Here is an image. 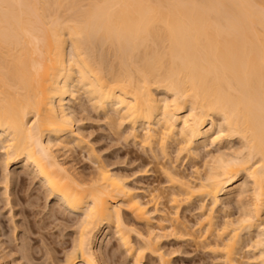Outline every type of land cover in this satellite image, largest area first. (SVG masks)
<instances>
[{
  "label": "bare ground",
  "instance_id": "bare-ground-1",
  "mask_svg": "<svg viewBox=\"0 0 264 264\" xmlns=\"http://www.w3.org/2000/svg\"><path fill=\"white\" fill-rule=\"evenodd\" d=\"M79 89L152 160L175 153L172 166L156 162L173 217L99 160L87 174L67 160L86 141ZM200 147H217L202 170ZM0 150L6 194L23 164L77 214L72 246L51 264H109L110 235L132 264H172L167 236L199 237L220 264H264V0H0ZM181 159L195 166L189 177ZM193 207L200 217L187 225Z\"/></svg>",
  "mask_w": 264,
  "mask_h": 264
},
{
  "label": "rangeland",
  "instance_id": "rangeland-1",
  "mask_svg": "<svg viewBox=\"0 0 264 264\" xmlns=\"http://www.w3.org/2000/svg\"><path fill=\"white\" fill-rule=\"evenodd\" d=\"M78 95L79 98L75 104L73 103L74 105L72 108L77 118L80 120L78 122L79 124L77 123L78 131H81V134L84 133L86 138L88 136V139L84 137L87 143H81L82 145L79 147L71 145V151L68 149L70 152L65 156L67 157L70 154L67 160L70 162L72 159L70 163L74 162L73 164H75L76 168L81 172H85V174L95 170L94 168L98 165L97 160H99V163L110 167L113 171L129 177V180H132H128L130 183L132 182L131 185L141 190V192L139 190V193L143 200L149 199V195L151 194H157L156 196L160 195L155 205L154 202H152L153 205L151 203V208L153 206L154 209H159L163 212L165 217L168 216L167 218H170V216L173 217L171 215L173 210L171 211L172 208L168 203L170 202L168 200H170V193L172 192L170 189L172 186L162 172V167L160 165L163 163L161 161H163L164 158L160 156L161 154L157 152L158 157L156 160H158V158L159 160L156 161L153 159V161L148 153H144L143 150H141L139 142L133 141L132 136L130 138L126 130L127 128L125 129L122 127L119 129L120 127L118 121L115 120L116 118H106L103 114L92 111L90 106H88L89 102L87 103V99L80 89L78 90ZM231 145L235 147L236 142ZM216 148L217 147H200L198 149L200 157L199 160L197 159V162H193L194 165L196 166L195 163H197L196 167H200V170H202L201 166L209 157V154H216ZM68 150L65 151L68 152ZM64 153L66 154V152ZM174 154L173 152L171 154L173 159L175 158ZM2 159L3 156L0 150V247L6 250L5 252L7 254L8 252L10 253L6 261L9 264H11V260L12 264H51L61 260L65 252L72 246L73 239L76 237L78 226L76 223L78 219L77 214L65 210L56 199L46 198V193L41 183L34 178L30 170L23 168V164L11 168V184L6 194L1 166ZM167 161L168 159L164 160L167 165L168 163L170 165L172 162L168 161L167 163ZM183 161L184 160L181 159L175 163L177 171H182L183 173L181 172V174L185 176L188 174L191 175V171L194 170L193 168H195V166H192V161ZM156 162L160 163V165ZM172 163L174 165V162ZM159 166L161 167V171ZM144 167L148 169V172L144 171V169L146 170ZM15 173L17 175H15ZM168 184L170 186H168ZM166 195H168L169 198L168 196L166 197ZM233 201L234 200L231 201V204L228 205L226 210H228L227 212L231 213V215H236L237 207L236 203ZM195 208L196 207L191 208V212H182L185 218L182 215L181 219H185L184 221H186L187 225L195 224L200 217L199 211L197 209L195 210ZM221 211L216 213L218 217L224 215ZM123 212L125 213H123V215L126 220H129L128 222H130L133 227L135 226L134 228H138L141 231L142 229L144 230L143 226L141 227V225L132 220L128 212L125 210H123ZM222 218L219 217L217 219L221 221ZM170 221L171 219H168L166 225H170ZM107 239H105L106 242H103V245L105 244L103 246L105 250L103 251L106 254L108 263L132 264V257L127 256V253L117 246L118 243L115 237L110 235ZM182 239L183 240H180L173 236H167L162 239L163 241L161 243L165 246V251L167 250V253L172 252L171 257L169 255L172 264L221 263V261H218V258H216V254L209 252V247L207 248V246H204L206 242L199 241L202 240L199 237L195 240ZM2 244H4V246ZM22 245L23 247L27 246L26 249L29 250V252L24 250ZM21 248H23L26 253L28 252V254L24 252L27 257L22 255L23 251ZM4 250L1 251L4 253ZM107 253H109L108 256ZM151 258L152 257L149 258V255H147L143 258L141 264H158L157 261L153 258L151 260ZM13 261L15 263H13Z\"/></svg>",
  "mask_w": 264,
  "mask_h": 264
}]
</instances>
